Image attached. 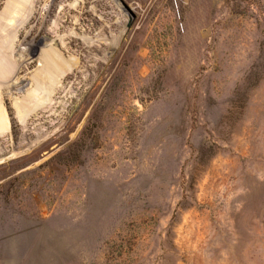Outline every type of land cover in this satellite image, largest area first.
Returning a JSON list of instances; mask_svg holds the SVG:
<instances>
[{
	"label": "rangeland",
	"instance_id": "rangeland-1",
	"mask_svg": "<svg viewBox=\"0 0 264 264\" xmlns=\"http://www.w3.org/2000/svg\"><path fill=\"white\" fill-rule=\"evenodd\" d=\"M0 264H264V0H0Z\"/></svg>",
	"mask_w": 264,
	"mask_h": 264
}]
</instances>
